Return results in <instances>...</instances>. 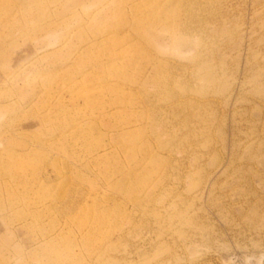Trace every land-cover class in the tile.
Masks as SVG:
<instances>
[{"label": "rangeland", "instance_id": "rangeland-1", "mask_svg": "<svg viewBox=\"0 0 264 264\" xmlns=\"http://www.w3.org/2000/svg\"><path fill=\"white\" fill-rule=\"evenodd\" d=\"M0 264H264V0H0Z\"/></svg>", "mask_w": 264, "mask_h": 264}, {"label": "bare ground", "instance_id": "bare-ground-1", "mask_svg": "<svg viewBox=\"0 0 264 264\" xmlns=\"http://www.w3.org/2000/svg\"><path fill=\"white\" fill-rule=\"evenodd\" d=\"M151 28V27H150Z\"/></svg>", "mask_w": 264, "mask_h": 264}]
</instances>
